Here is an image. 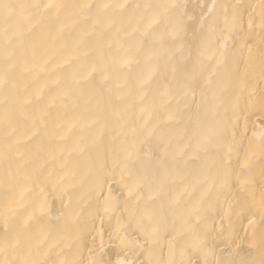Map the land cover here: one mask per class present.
Masks as SVG:
<instances>
[{
  "label": "bare ground",
  "instance_id": "6f19581e",
  "mask_svg": "<svg viewBox=\"0 0 264 264\" xmlns=\"http://www.w3.org/2000/svg\"><path fill=\"white\" fill-rule=\"evenodd\" d=\"M0 264H264V0H0Z\"/></svg>",
  "mask_w": 264,
  "mask_h": 264
},
{
  "label": "snow or ice",
  "instance_id": "6c2138e0",
  "mask_svg": "<svg viewBox=\"0 0 264 264\" xmlns=\"http://www.w3.org/2000/svg\"><path fill=\"white\" fill-rule=\"evenodd\" d=\"M2 7L5 10V16L7 17L8 15H10V10L16 8L17 6L11 4H3Z\"/></svg>",
  "mask_w": 264,
  "mask_h": 264
}]
</instances>
